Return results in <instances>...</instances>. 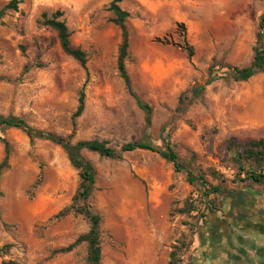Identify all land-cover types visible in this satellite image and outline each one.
<instances>
[{
    "label": "rangeland",
    "instance_id": "374dc122",
    "mask_svg": "<svg viewBox=\"0 0 264 264\" xmlns=\"http://www.w3.org/2000/svg\"><path fill=\"white\" fill-rule=\"evenodd\" d=\"M10 1L0 0V8ZM17 1L18 10L0 20V114L21 117L38 130L72 135L74 142L99 139L117 149L133 141L163 147L169 136L179 157L225 192L205 198L200 185H190L185 173H176L150 151L124 153L116 160L84 152L97 171L90 202L102 218L103 264H170L176 248L178 264H197L208 232L234 216V206L227 209L229 199L234 202L242 189L254 188L230 182L227 142L264 139V74L247 82L206 84L212 66L251 63L264 0L119 3L130 14L126 69L133 92L152 110L149 128L118 71L122 37L109 10L113 0ZM57 10L64 13L72 46L87 54L86 69L41 23L43 13ZM187 44L194 49L191 58ZM84 85L86 108L73 119ZM0 135L11 147L0 181V247L12 246L7 259L87 264L84 243L69 253L57 252L89 230L83 216L56 217L72 204L80 184L66 153L48 141L32 145L21 130ZM4 156L0 141V163ZM214 172L227 181L214 178ZM40 173L42 184L34 191ZM253 190L264 193L262 187ZM191 202L196 211L181 213Z\"/></svg>",
    "mask_w": 264,
    "mask_h": 264
},
{
    "label": "trees",
    "instance_id": "16d2710c",
    "mask_svg": "<svg viewBox=\"0 0 264 264\" xmlns=\"http://www.w3.org/2000/svg\"><path fill=\"white\" fill-rule=\"evenodd\" d=\"M121 2L122 0H113L109 6V10L114 16L112 22L119 28L122 37L118 56V71L129 94L135 99L137 106L145 113L146 127L149 128L151 126L152 110L133 92L131 81L126 69V58L129 49V32L126 21L130 14L121 9L119 6V3ZM18 5L19 2L17 0H11L4 7L0 8V20H2L9 11H17ZM63 16L64 13L60 10H57L50 15L43 13L41 16V23L55 31L62 51L79 62V64L86 69L87 54L80 48H74L72 46L70 39L71 33L66 22L62 19ZM185 47L188 57H193V47L188 44ZM219 68L226 69V72L221 74ZM259 73L264 74V14L259 19L256 43L253 47V58L251 63L246 67H236L231 65H223L221 67L212 66L209 69V79L206 85H210L214 81L220 79H232L235 82H247ZM204 90L205 86L197 88L194 92V97H199ZM85 108L86 93L84 85L79 95L78 107L73 115V119L81 117ZM10 129L23 131L32 145L35 144L37 140H41L59 146L66 153L72 167L78 172L80 184L73 198V202L70 206L63 209L56 217L65 218L70 215L83 216L89 222V230L87 233L80 235L72 244L59 249L57 252L69 253L77 246L84 243L86 244L87 249V264H103V248L101 238L102 218L93 211L90 202L96 184L97 171L93 164L85 157L84 152L95 153L103 158L116 160L120 159L124 153H130L137 150L150 151L157 153L164 160L170 162L176 173H185L186 179L190 185H200L203 188V196L205 198H209L210 195L220 196L225 192L220 185L210 186L200 170L195 172L191 168L190 163L183 161L174 150V147L169 140V136L165 138L163 147L153 145L146 141H133L125 143L117 149L110 146L108 142L99 139L74 142L72 135L65 137L52 132L38 130L30 126L27 121L21 117L14 115L3 116L0 114V133L3 134ZM0 141L4 143L5 148V156L0 163L1 181L3 174L10 165L11 147L9 142L1 135ZM227 151L231 155V168L234 173L230 182L233 184H249L253 187L264 188V139L238 142L232 138L227 142ZM213 177L222 182L227 181L223 174L217 172L213 173ZM41 184L42 173L37 177L32 189L34 191L37 190ZM238 193L239 196L234 201L241 204L243 202L242 192L240 191ZM231 197H234V194H230V198ZM194 205V202H191L188 205V208L182 210L181 213L191 214L196 211ZM209 205L211 206V203ZM202 217L204 218V215ZM11 249V245L0 247V264H21L15 259H7L11 254ZM177 256L178 253L176 248L170 254V264H178Z\"/></svg>",
    "mask_w": 264,
    "mask_h": 264
},
{
    "label": "crops",
    "instance_id": "0c3cea01",
    "mask_svg": "<svg viewBox=\"0 0 264 264\" xmlns=\"http://www.w3.org/2000/svg\"><path fill=\"white\" fill-rule=\"evenodd\" d=\"M254 188L241 190V204L229 199L227 209L233 205L234 216L208 232L197 264H264V193Z\"/></svg>",
    "mask_w": 264,
    "mask_h": 264
}]
</instances>
